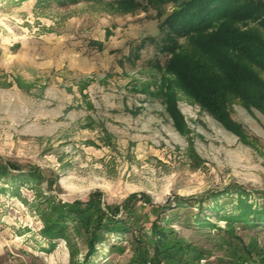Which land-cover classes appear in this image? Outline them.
<instances>
[{
    "label": "rangeland",
    "instance_id": "1",
    "mask_svg": "<svg viewBox=\"0 0 264 264\" xmlns=\"http://www.w3.org/2000/svg\"><path fill=\"white\" fill-rule=\"evenodd\" d=\"M176 4L0 0V162L10 165L0 171V264H82L72 225L74 257L66 237L43 235L49 205L98 195L104 208L122 207L132 194L141 227L108 233L85 264H134L135 237H153L154 223L226 264L236 252L261 263L246 246L264 250V228L231 226L239 199L224 190H264V69L249 65L256 99L237 95L226 107L239 136L178 87L168 54L148 39ZM181 42L189 56L200 41ZM178 198L191 199L175 207Z\"/></svg>",
    "mask_w": 264,
    "mask_h": 264
},
{
    "label": "trees",
    "instance_id": "2",
    "mask_svg": "<svg viewBox=\"0 0 264 264\" xmlns=\"http://www.w3.org/2000/svg\"><path fill=\"white\" fill-rule=\"evenodd\" d=\"M149 1L153 3L160 0ZM162 1H174L177 4L159 23V35L148 39L156 42L160 49L168 54L165 69L177 77L178 87L227 127L243 136L241 128L229 118L226 107L234 96L241 95L242 99L252 98L250 91L259 85L249 65L264 69V42L258 31L259 27L264 28V0ZM183 38L200 41L198 50L192 55L188 56L187 52L181 51ZM208 59L213 62L215 60L218 64H210ZM162 93L169 109H176L175 103L174 107L172 106L171 99L175 96L174 91H168L167 88ZM9 166L0 162V171L8 172ZM224 192L238 194L240 210L226 218L231 226L244 223L264 228V190L248 189L242 184L233 183ZM217 194L214 193V197ZM252 198L261 199L263 202L254 203ZM137 199L138 195L132 194L124 201L122 207L114 208H104L98 195H91L88 200L55 201L49 205L42 233L51 241L66 237L71 257H74L79 248H74L68 236L69 226L72 225L77 233L84 237L86 253L82 264H85L95 254L97 245L106 239L108 233L129 232L132 227H141L138 226L139 214L135 208ZM143 199H146L144 195L140 201ZM188 199L191 198H178L175 207L182 206ZM195 202L202 210L204 201L197 199ZM171 205L172 202H169L159 208L165 210L171 208ZM152 229L153 237H135L137 244L134 247V264H145L147 261L153 264H161L163 261L166 264H183L205 255H212L186 243L179 236L176 238L172 235L171 228L154 223ZM150 247L153 248L152 254ZM246 248L251 255L254 252L261 255L262 260L258 264H264V250L259 248L257 243L249 244ZM234 256L236 258L232 261L236 264H245L243 255L238 256L236 252Z\"/></svg>",
    "mask_w": 264,
    "mask_h": 264
},
{
    "label": "built area",
    "instance_id": "3",
    "mask_svg": "<svg viewBox=\"0 0 264 264\" xmlns=\"http://www.w3.org/2000/svg\"><path fill=\"white\" fill-rule=\"evenodd\" d=\"M145 264H153L151 261H147ZM183 264H225L221 262L218 257L214 255H205L194 261H189Z\"/></svg>",
    "mask_w": 264,
    "mask_h": 264
}]
</instances>
